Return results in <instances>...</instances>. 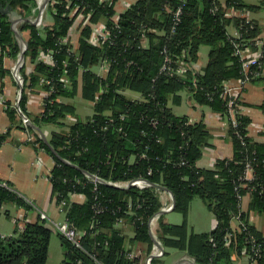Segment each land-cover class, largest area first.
Returning <instances> with one entry per match:
<instances>
[{"label":"trees","instance_id":"trees-1","mask_svg":"<svg viewBox=\"0 0 264 264\" xmlns=\"http://www.w3.org/2000/svg\"><path fill=\"white\" fill-rule=\"evenodd\" d=\"M37 6V0H0V71L5 72L6 57L25 52L27 59L17 73L21 96L19 104L7 102L9 119L14 123L21 116L28 133L52 127L49 139L37 137L33 143L55 160L51 199L65 203L66 219L79 233L77 245L59 232L61 264H139L155 248L150 221L156 215V237L164 256L175 249L194 264H234V257L244 255L264 264V233L250 220L251 212L264 217V142L249 135L247 115L236 114L237 123L229 119L228 99L223 95L225 82L247 76L237 53L239 43L254 52L263 50L261 66L253 68L259 74L249 83L264 87V46L257 43L263 30L249 14L262 7L244 0H138L116 22L114 3L56 0L48 6L54 23L39 26L33 21ZM76 6L90 18L75 48L68 40L79 15V11L73 14ZM230 8L247 16H228ZM102 19L111 36L95 44L92 25ZM202 46L210 50L206 65L198 69ZM49 53L53 64L43 58ZM27 62L33 70H27ZM105 63L110 66L103 71ZM164 65L172 70H162ZM180 65L186 68L183 74L178 73ZM40 88L47 93L43 111L29 115V93ZM183 91L228 119L232 158L217 159L214 168L198 166L211 135L203 120L173 111L170 103L182 104ZM79 93L93 103V113L68 125L65 118L75 115L77 108L62 98ZM258 107L264 113V99ZM9 135L10 131L0 133V147ZM249 167L252 179L246 178ZM95 176L111 182L143 179L150 185L117 187L97 182ZM164 191L174 197L170 209L183 215L182 223L170 222L163 211ZM75 194L85 201H74ZM247 194L249 209L244 211L242 199ZM195 197L203 199L216 217L210 231L189 228ZM9 203L33 209L0 179V207ZM121 222L133 236L126 234ZM52 234L43 216L26 221L12 235L0 234V264H46ZM139 245H144L142 256L136 255ZM158 256L151 255V264H163Z\"/></svg>","mask_w":264,"mask_h":264},{"label":"crops","instance_id":"crops-1","mask_svg":"<svg viewBox=\"0 0 264 264\" xmlns=\"http://www.w3.org/2000/svg\"><path fill=\"white\" fill-rule=\"evenodd\" d=\"M105 1L114 3V8L116 11L115 17H119L120 14H122L129 7L135 4L138 0ZM45 2L46 0H37V13L33 16V21H36L34 19L38 18L40 16L39 14L42 12V25H52L54 23L53 15L47 8L48 3ZM252 13L254 12H251L250 16L256 18L252 15ZM258 21L260 22L259 19ZM87 23L88 22H86L85 19L78 18L71 28V35L69 36L68 41L75 48L78 46L82 28ZM103 24H105L104 19L100 20L96 24H93L92 34H97L100 31L101 25ZM232 32L235 33V31ZM43 58L47 62H49V56L43 55ZM26 59L27 58L25 55L22 57V53L17 58L6 57L3 64L5 72L0 71V133L5 134L10 131V135L0 147V179L6 183H10L12 188L20 195H22L25 199H27L29 203H31V205L34 207V209L30 211L18 207L20 209V212L17 221L22 220V223L17 224V227L22 228L26 221H35L40 216H43L46 218V224L50 228H52L53 231H55V229L58 231L57 226L62 224L66 220V211L65 208L62 209L55 201L51 199L52 185L50 180V173L55 165V160L48 152L43 149L36 148L35 144L29 141L27 135L28 132L23 128V121L21 116H19L17 120L12 123L7 113V102H11L12 104H19L21 95L16 76L18 70L24 64V61ZM207 61L208 55L207 60H204L202 52L200 51V61L198 65L196 64L195 66L198 69H202L206 65ZM27 70H33V65L29 62H27ZM127 93L136 96V94L130 93L129 91ZM46 95V91L41 88L29 93L27 102V110L29 115H39L43 111V102ZM80 97L82 98L81 93L76 95V97L74 98H62V100L65 102H71L70 100H74L76 98L80 99ZM182 97V104L174 105L171 102L170 105L173 109V107H180L185 104L186 110L182 113H178L174 109L173 111L178 115H188V117H190V119L193 121L203 120L206 123L211 135L209 139L210 144L204 148L203 156L198 161V166L205 168H214L217 159L232 158L234 150L232 142L230 141L228 136L230 125L228 119L223 116H219L208 106L195 103L188 91H183ZM263 99L264 87L261 83L257 82L248 83L243 88L240 96V100L243 105V114L251 118V123L248 127L249 135L254 137L255 140L259 142H264V134L262 133L264 129L258 131L256 128V125H264V113L261 108L258 107L263 102ZM84 101L88 102L91 107L89 110H91L93 103L86 100ZM89 110L85 111L86 117H81L77 111L75 115H68L65 118V122L70 125L79 119L85 120L89 118L93 113V110ZM39 130L47 139H49L52 131L51 126L50 129L47 127L46 129L41 128L38 130H33L32 133H36ZM252 177L253 173L247 172V178L250 179ZM161 197L164 206L163 211L166 212L169 219L168 213L173 211L170 209L173 204V198L166 191L162 192ZM73 200L83 202L85 201V197L81 194H75L73 195ZM249 203L250 194H247L242 199V208L244 211H247L249 209ZM6 209V206L3 205L2 207H0V213L2 211H5ZM39 211L43 215H41ZM28 213H31L32 216L29 217ZM6 215H11L9 214L8 210H6ZM158 220L159 219L156 220L155 227L152 231L154 237L156 238L155 245L159 242L156 237ZM250 220L254 225H256L259 230L264 233L263 215L256 212H251ZM237 226L238 221L235 219L233 221V227L236 228ZM214 227H210L205 231H195L194 229L191 230L195 232H207L212 230ZM127 230L129 231H127V235H134L129 227H127ZM0 234L3 236H9L3 234V232L1 231ZM51 244L52 237L50 242L49 257L51 256ZM141 248L143 249L144 245H139V248L136 250V254L141 253ZM158 257H162L163 264H194L192 258L178 250L169 251L168 255L164 256L163 254H161ZM152 258L150 255H143L139 264H151ZM234 264H252V262L249 255H244L239 258L234 257Z\"/></svg>","mask_w":264,"mask_h":264},{"label":"built area","instance_id":"built-area-1","mask_svg":"<svg viewBox=\"0 0 264 264\" xmlns=\"http://www.w3.org/2000/svg\"><path fill=\"white\" fill-rule=\"evenodd\" d=\"M47 3H48V6L50 4H55L56 0H48ZM223 5H224V7H227V4L225 2H223ZM78 11H79V8L76 6L74 8L73 14L78 13ZM180 13H181L180 9L176 11V13H175L176 21L180 20ZM39 15L40 16L34 20H36L35 21L36 24L40 26V25H42L43 13L41 12ZM227 15L228 16H238V15L244 16V15H246L247 16V14H245V12L237 10L235 8L228 9ZM78 18L85 19L86 22H89L90 14L86 15V14L82 13V11H79V15H78L77 19ZM115 18H116V22H118V17H115ZM235 34L237 36H239L238 32H236ZM110 36H111L110 30H108V28L106 27V24H103L100 27V31L97 34L92 36V42L95 44H101L103 41L108 40L110 38ZM260 39H261V36L259 38H257V43L259 45H261V47H262V44L260 43V41H261ZM238 45L239 46L237 48V53L240 55V57L242 59L243 68L245 69L247 76L244 79H237L234 81L225 82L224 83V93H223L225 98L228 99V107H229V113H230L229 119H231L233 123H237L236 114L243 113V109H242L243 105L239 100V96L241 95L242 90L245 87V85H247L253 77H255L259 74V70L253 69V68L261 66L259 59L262 56V51H263L262 49H260L257 52H254L252 47H249L243 43H239ZM47 56H49V63L53 64V62H54L53 61V55L49 53ZM109 66L110 65L108 63H105L104 67H103V71H106L107 69H109ZM162 70L171 71L172 68L170 66L164 65ZM185 71H186V68H184V67H182V65H180L179 69H178V73L183 74ZM16 79L18 80V76H16ZM24 122H25V124L29 123L28 117H26V116L24 117ZM256 128L258 131H261L262 129H264V125H256ZM27 135H28L29 141H31V142H35L37 137H43L44 136L40 132V130L37 131L36 133L29 132ZM247 172L253 173L252 168L249 167ZM94 180L97 182L109 183V184L115 185L117 187H125V188H127L131 185H135V186H139V187H145V186L150 185V182L143 180V179L129 180V181H123V182H111V181H107V180H101L99 177L95 176ZM58 205L62 209L65 208L64 207L65 203L58 204ZM158 217H159V215H156L150 221L152 231L155 227L156 220L158 219ZM57 229L60 233L64 234L67 238H69L75 244L79 245V233H78L77 229L67 219L62 224L58 225ZM227 244H230V235L228 236ZM162 253H163V250L161 249V245L158 242L155 245V248H154L153 252L151 253V255H161ZM252 264H257L256 260H252Z\"/></svg>","mask_w":264,"mask_h":264},{"label":"rangeland","instance_id":"rangeland-1","mask_svg":"<svg viewBox=\"0 0 264 264\" xmlns=\"http://www.w3.org/2000/svg\"><path fill=\"white\" fill-rule=\"evenodd\" d=\"M244 1L247 4L258 5L262 7L259 11L252 13V15L260 20V25L262 26V30H263L261 34L260 43L262 44V46H264V0H244ZM209 50H210L209 46L201 47V52L204 60H207V55ZM96 70H98V68H96ZM70 101L76 106L79 115L81 117H86L85 111H88L91 108L88 102H85L81 97L80 99L76 98ZM173 109L178 113H182L183 111L186 110V105L183 104L180 107H173ZM89 111H92V109ZM46 127L50 129L49 126H44V129H46ZM5 206L7 208L6 210H8L9 214L11 215L7 216L6 210L0 213V231L3 232V234L5 235H12L14 234V231L17 228V224L22 223V220L17 221L19 217L20 207L18 208V206L13 203L5 204ZM39 213L43 215L40 211ZM28 216L31 217L32 214L28 213ZM168 216L170 222L175 224H180L184 220L183 215L177 211L169 212ZM121 224L123 225V228L127 233L128 231L127 226L124 225L126 224V222H122ZM188 225L190 229H194L195 231H205L208 230V228L210 227L212 228L214 227V225H216L215 215L208 209L206 203L200 197H195V199L191 203L190 214L188 216ZM169 251H175V249H170ZM63 258H64V251L61 246L60 235L59 232L55 229V231H53L52 234L51 256L47 260L46 264H61Z\"/></svg>","mask_w":264,"mask_h":264},{"label":"water","instance_id":"water-1","mask_svg":"<svg viewBox=\"0 0 264 264\" xmlns=\"http://www.w3.org/2000/svg\"><path fill=\"white\" fill-rule=\"evenodd\" d=\"M48 2V0H46V2L45 3H47ZM25 55V52H23L22 53V57ZM173 205H175V199H174V197H173ZM152 256H154V255H152Z\"/></svg>","mask_w":264,"mask_h":264}]
</instances>
